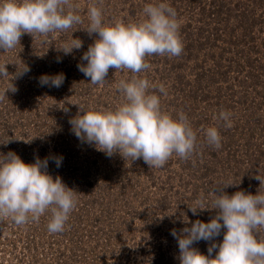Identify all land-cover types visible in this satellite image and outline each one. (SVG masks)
Instances as JSON below:
<instances>
[{
  "label": "rangeland",
  "instance_id": "374dc122",
  "mask_svg": "<svg viewBox=\"0 0 264 264\" xmlns=\"http://www.w3.org/2000/svg\"><path fill=\"white\" fill-rule=\"evenodd\" d=\"M92 2L73 0L83 23L34 40L25 34L15 48L0 49V65L9 74L0 78V95L11 83L16 88L0 100V153L12 151L25 163L48 158V174L76 192L61 233L48 231L47 214L20 226L0 221V264H180L171 231L179 234L217 214L213 187L233 185L223 188L229 196L264 193L255 179L264 177V0H97L108 24L140 21L146 4L164 2L177 13L181 55L148 56L151 67L139 76L150 82L164 112L188 117L197 149L188 159L173 154L162 168L108 157L71 130L80 105L114 108L122 102L116 86L132 76L110 68L107 82L97 86L78 70L97 38L86 31ZM73 39L82 47L65 54L63 44ZM58 74L62 86H41V76ZM221 110L231 113V127L214 119ZM211 126L221 136L219 149L205 142L202 129ZM53 157H62L60 167ZM201 196L208 209L193 215L189 208ZM223 233L212 242H222ZM212 242L193 247L207 255Z\"/></svg>",
  "mask_w": 264,
  "mask_h": 264
},
{
  "label": "clouds",
  "instance_id": "9594fccd",
  "mask_svg": "<svg viewBox=\"0 0 264 264\" xmlns=\"http://www.w3.org/2000/svg\"><path fill=\"white\" fill-rule=\"evenodd\" d=\"M77 8L73 0H0V49L7 52L15 48L25 34L34 40L83 23ZM142 17L138 22L117 20L108 24L103 21L97 0L89 4L86 31L90 36L97 34V38L83 53L81 60L87 63L78 64V70L97 86L107 82L110 68L127 69L132 76L118 82L116 87L123 100L114 108L80 105L69 123L79 140L94 145L108 157L119 154L124 160L143 159L149 168H162L173 154L182 159L190 158L197 149V134L182 111L176 118L164 112L160 97L150 91V82L139 76L151 67L146 57L181 55L183 44L177 13L167 3L160 2L146 4ZM81 47V41L73 39L72 43L63 44L62 51L70 54ZM8 75L6 64L0 65V78ZM63 80L62 74L39 78L41 86L56 88L62 86ZM158 90L167 94L162 85ZM8 91H16L12 83L0 95V100ZM230 116V112L221 110L214 119L231 127ZM202 131L207 145L216 149L222 147L217 127ZM52 159L60 167L62 157ZM47 168L48 158L37 157L34 163H25L12 151L0 153V221L8 219L20 226L39 222L47 214L48 231H64L69 214L75 208L76 192L59 176L53 179ZM255 179L260 181V187L264 186V177L256 175ZM229 186L233 185L210 190L215 197L211 209L217 210V214L209 222L196 220L179 234L175 229L171 231L178 242L180 264H264V238L259 236L264 229V193L259 188L256 195L236 191L229 196L223 191ZM193 205L189 208L193 215H198V210L208 209L203 196ZM222 229V242H212ZM201 240L212 242L207 255L193 247Z\"/></svg>",
  "mask_w": 264,
  "mask_h": 264
}]
</instances>
